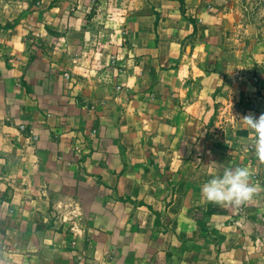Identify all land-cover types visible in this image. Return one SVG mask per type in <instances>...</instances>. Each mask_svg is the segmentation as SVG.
Returning a JSON list of instances; mask_svg holds the SVG:
<instances>
[{
	"label": "crops",
	"instance_id": "crops-1",
	"mask_svg": "<svg viewBox=\"0 0 264 264\" xmlns=\"http://www.w3.org/2000/svg\"><path fill=\"white\" fill-rule=\"evenodd\" d=\"M33 1L0 0L24 18L0 22V264H264L258 115L212 0ZM236 166L252 199L205 201Z\"/></svg>",
	"mask_w": 264,
	"mask_h": 264
},
{
	"label": "rangeland",
	"instance_id": "rangeland-1",
	"mask_svg": "<svg viewBox=\"0 0 264 264\" xmlns=\"http://www.w3.org/2000/svg\"><path fill=\"white\" fill-rule=\"evenodd\" d=\"M17 1L2 0L4 3L2 6L9 5L6 10L10 14V9L21 0ZM211 2L212 6L214 5V8L223 14L220 24L225 30L223 35L226 42L225 56L235 61L236 65L233 69H238L241 76L248 81L245 87L249 89L241 92L237 104L240 108L253 107L259 116L264 113V0H212ZM36 5L38 6V3ZM3 7L0 8V22H4L5 27L10 26L14 21L24 19L19 16L12 17V14L5 15ZM209 7L211 8L210 5ZM6 55L8 53L0 47V56ZM90 55L86 54L83 57L87 59ZM99 57L101 58L102 55Z\"/></svg>",
	"mask_w": 264,
	"mask_h": 264
},
{
	"label": "clouds",
	"instance_id": "clouds-1",
	"mask_svg": "<svg viewBox=\"0 0 264 264\" xmlns=\"http://www.w3.org/2000/svg\"><path fill=\"white\" fill-rule=\"evenodd\" d=\"M255 133L254 147L257 156L264 160V113L258 117L248 114L239 118ZM251 171L247 167H225L218 174H210V178L201 187L205 201L217 204L239 206L252 199L256 188L249 182Z\"/></svg>",
	"mask_w": 264,
	"mask_h": 264
},
{
	"label": "built area",
	"instance_id": "built-area-1",
	"mask_svg": "<svg viewBox=\"0 0 264 264\" xmlns=\"http://www.w3.org/2000/svg\"><path fill=\"white\" fill-rule=\"evenodd\" d=\"M109 60H110V62L115 63V61L117 60V57L115 55H111ZM19 129L20 130H24L25 129V126L24 125H20L19 126ZM33 138H35V137H33ZM79 151H80V148L78 146L77 147V152H79Z\"/></svg>",
	"mask_w": 264,
	"mask_h": 264
}]
</instances>
